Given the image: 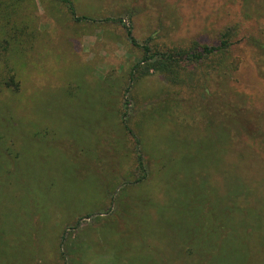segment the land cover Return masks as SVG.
<instances>
[{
    "label": "rangeland",
    "instance_id": "rangeland-1",
    "mask_svg": "<svg viewBox=\"0 0 264 264\" xmlns=\"http://www.w3.org/2000/svg\"><path fill=\"white\" fill-rule=\"evenodd\" d=\"M69 1L74 16L64 0H0V264L35 256L46 236L54 242L53 252L46 248L36 264H129L133 253L163 255L168 235L163 220L150 228L146 219L134 224L131 235L138 240L132 243L109 233V215L101 213L109 200L98 204L102 191L96 176H84L131 167L126 158L136 153L122 124L125 110L129 127H140L145 161L157 175L167 174L168 184L183 182L197 188L196 194L202 188L217 191L219 202L228 203L229 184L239 179L255 186L253 198L264 203V0ZM5 4L15 12L3 11ZM124 24L158 53L185 50L193 42L198 50L217 49L201 66L177 56L178 67L193 73L188 86L172 85L154 69L129 83L142 51ZM162 53L154 59L165 61ZM10 67L20 83L18 95L3 84ZM85 148L97 155L73 163L75 152L87 153ZM78 167L84 174L74 187L78 199L93 197L98 205L65 235L70 246L84 243L81 253H69L58 245L65 221H56L49 235L40 227L38 241L30 234L38 227L23 212L32 192L49 184L66 187L65 174ZM250 224L262 256L251 263H263L258 234L264 228L257 233V221ZM174 242L168 238L169 246ZM135 246L144 250L133 251Z\"/></svg>",
    "mask_w": 264,
    "mask_h": 264
},
{
    "label": "trees",
    "instance_id": "trees-1",
    "mask_svg": "<svg viewBox=\"0 0 264 264\" xmlns=\"http://www.w3.org/2000/svg\"><path fill=\"white\" fill-rule=\"evenodd\" d=\"M64 1L67 2L70 13L74 16L72 3L69 0ZM8 5L1 6L3 11L15 12ZM74 18L76 20L83 19V17ZM119 21L123 22L122 20ZM124 27L131 43L142 51L141 58L137 60L128 73L129 83L134 82L143 74H149L150 70L154 69L160 72L170 84L188 86L193 79V73L191 70L187 71L186 68L178 67L177 56H185L182 62H190L196 66H201L200 63L203 62L204 56L217 49V47L207 48L204 46L198 50L199 44L193 42V45L185 50L178 48L177 50L172 49V51L165 50L164 53L161 52L165 61L154 59L155 56L161 53H158L157 50L153 51L148 43L138 42L132 34L131 26L124 24ZM223 43L225 44V41ZM152 59L154 61H151ZM2 79L3 84L11 94L18 95L21 93L20 83L14 69L7 68L2 75ZM126 91H128V87L125 88V93ZM126 116L127 110L123 112L122 124L132 138L136 153L134 159L126 158L128 161H132L131 167L117 171L113 170L111 174L109 171L103 170L102 172H84L85 175H81L83 171L80 172L78 167V170L65 174L67 175L65 177L67 179L66 187L57 189L49 184L43 190L38 188L36 194L32 192L29 196V205L23 212V215L27 216L38 227V229L33 228L30 234L32 236L36 235L37 240L40 241V227L44 228L49 235L53 229L52 225L60 219L65 221L64 225L68 226H62L61 228L59 249L64 245L69 253L78 251V249L81 253L84 243L78 241L70 246L65 243V235L69 230L78 228L83 219L94 213L93 210L89 211L92 208L91 206L102 204L106 200L105 198H108V207L103 208L104 206H102L101 213L109 215L107 217L109 218L107 222L110 225L109 233L117 232V235L120 234V236L126 237L125 240L131 241V243L132 240L136 242L138 236L131 235V227L134 224L146 219L150 228L153 221L160 219L163 220L164 231L168 234L163 242L165 252L162 256L154 252L133 253L127 257L129 264H140L141 261L142 264H156L161 260L164 264H170L169 262L171 264H264V262L253 263L257 260V257L261 258L262 256L260 253L257 256V244L253 245L251 240L255 237H253L254 224H250V221H257V233L260 232L261 228H264V203H257V199H255L257 194L254 195L252 190L255 186L239 179L237 183L229 184L225 196L228 203H225L219 202L217 191L208 193L206 188H202L199 191L200 194H196L197 188L193 189L189 185H184L183 182L180 186L168 184L167 174L157 175L154 169L150 168L145 161L143 154L146 147L140 133L137 131L140 130V127L130 128ZM90 153L87 151V153L79 155L75 152L76 159H71L75 164L91 162V159L97 154ZM86 173L96 176L97 186L102 191V199L98 204L94 205L93 197L88 202L78 199L80 194L76 192L77 187H74L84 181L83 178L87 176ZM68 184L71 185L68 186ZM118 186H120L119 189H117ZM211 189H214V187H211ZM67 196H69L68 199ZM115 203L119 207L118 210L113 211V205L116 206ZM26 210L29 211L28 214H24ZM218 226L225 228V232L222 233ZM103 228L104 224L100 229ZM246 228L251 229L246 230ZM258 235L260 242H264V234L259 233ZM170 237H174L175 242L169 246L168 238ZM43 242L35 256L22 258L20 264H36L39 259L37 257L42 256L46 248L52 249L51 252H53L54 242L48 239L47 236ZM139 249L144 250V247H133V251ZM20 253L24 254L23 249H20ZM56 257L55 255V259ZM251 261L253 262L251 263Z\"/></svg>",
    "mask_w": 264,
    "mask_h": 264
}]
</instances>
